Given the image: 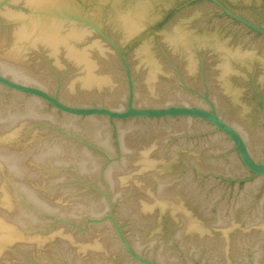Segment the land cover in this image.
Instances as JSON below:
<instances>
[{
	"label": "water",
	"instance_id": "obj_1",
	"mask_svg": "<svg viewBox=\"0 0 264 264\" xmlns=\"http://www.w3.org/2000/svg\"><path fill=\"white\" fill-rule=\"evenodd\" d=\"M0 264H264V0H0Z\"/></svg>",
	"mask_w": 264,
	"mask_h": 264
}]
</instances>
